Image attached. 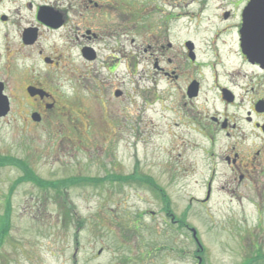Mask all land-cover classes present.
Returning <instances> with one entry per match:
<instances>
[{"label": "rangeland", "instance_id": "obj_1", "mask_svg": "<svg viewBox=\"0 0 264 264\" xmlns=\"http://www.w3.org/2000/svg\"><path fill=\"white\" fill-rule=\"evenodd\" d=\"M55 38L42 39L47 51ZM138 41L124 38L126 72L87 75L91 85L48 71L58 101L40 123L13 84L24 73L6 72L0 50L12 102L0 118V264H264V181L252 176L239 199L204 198L206 143L174 113V94L155 96ZM63 53L75 64L74 48ZM34 71L46 75L38 61Z\"/></svg>", "mask_w": 264, "mask_h": 264}, {"label": "flooded vegetation", "instance_id": "obj_2", "mask_svg": "<svg viewBox=\"0 0 264 264\" xmlns=\"http://www.w3.org/2000/svg\"><path fill=\"white\" fill-rule=\"evenodd\" d=\"M253 1L251 42L259 49L264 48V0H0L2 66L9 74V69L24 73L13 84H20L26 106L36 108L31 115L37 114L40 123L58 101L43 87L51 85L48 71L74 70L80 72L76 79L90 85L91 74L126 72L122 48L132 32L139 38L138 63L145 61L155 96L163 101L162 94H174V113L206 143L204 198L216 191L239 199L237 191L249 186L252 176L264 181V68L246 57L241 36L245 10ZM136 3L140 8L133 7ZM150 16L154 32L147 29ZM45 35H56L50 51L42 43ZM68 48L75 49V64L71 53H63ZM37 61L46 75H36ZM65 75L64 81L76 80ZM163 81L166 88L160 89ZM123 83L112 89V97L123 100ZM0 84L11 105L7 80ZM225 187L228 191L220 189ZM192 200L206 205L202 198Z\"/></svg>", "mask_w": 264, "mask_h": 264}, {"label": "water", "instance_id": "obj_3", "mask_svg": "<svg viewBox=\"0 0 264 264\" xmlns=\"http://www.w3.org/2000/svg\"><path fill=\"white\" fill-rule=\"evenodd\" d=\"M253 5V2L248 6V9H246V12H249L252 10L251 6ZM245 12V13H246ZM247 18V17H246ZM252 26L251 24L247 21V23L244 26V31H243V38H244V49H245V54L247 57L255 62L261 63V65L264 66V56L260 53L257 54L256 52L251 49V40H249L248 35L251 33ZM9 111V104L6 96L2 93V86L0 84V117L5 116ZM34 121H38L39 118L36 115L32 116ZM193 237L195 238V231L192 230Z\"/></svg>", "mask_w": 264, "mask_h": 264}, {"label": "bare ground", "instance_id": "obj_4", "mask_svg": "<svg viewBox=\"0 0 264 264\" xmlns=\"http://www.w3.org/2000/svg\"><path fill=\"white\" fill-rule=\"evenodd\" d=\"M248 9V8H247ZM252 13H253V10H251L250 12H249V14H248V12H246L245 13V16L247 17V19H248V22L250 23V24H252ZM252 26V25H251ZM252 31V30H251ZM254 36V35H253ZM248 38H249V40H253V38L254 37H252V32L251 33H249V35H248ZM251 49L254 51V53L256 52V51H261V52H263L264 53V48H259V49H256L254 46H253V43L251 42ZM257 54H260L259 52H256Z\"/></svg>", "mask_w": 264, "mask_h": 264}]
</instances>
